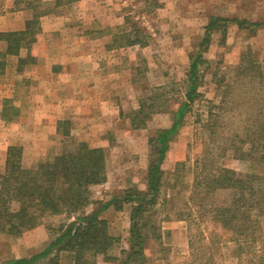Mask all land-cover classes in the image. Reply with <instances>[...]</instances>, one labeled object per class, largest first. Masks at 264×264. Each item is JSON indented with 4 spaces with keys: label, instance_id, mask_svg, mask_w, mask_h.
Masks as SVG:
<instances>
[{
    "label": "rangeland",
    "instance_id": "rangeland-1",
    "mask_svg": "<svg viewBox=\"0 0 264 264\" xmlns=\"http://www.w3.org/2000/svg\"><path fill=\"white\" fill-rule=\"evenodd\" d=\"M52 0H47L49 3ZM106 1V3H104ZM100 3L95 10L103 18L106 27L117 37L114 45L124 44L126 35L134 27L141 30L140 38L147 42L144 48L134 45L125 55L115 57L111 71L117 74L119 87L112 96L119 110V118L106 124L103 132H79L81 125L72 126L73 132L50 134L30 132L29 121L5 124L0 132V143L19 145L23 149L22 165L34 169L39 163L52 161L63 151H69L79 142L90 147L103 148L106 153V182L91 188L93 201H107L129 188L145 189V177L149 159V139L158 129L172 123V111L184 99L185 78L189 67V56L204 37L210 17L247 19L264 22V0H92ZM160 4L161 7H151ZM13 0H0V13L13 11ZM83 10L72 6L59 9L52 17H81ZM96 14V15H97ZM22 20L29 15L16 14ZM45 16V17H48ZM128 23L110 27L109 21ZM42 19V18H41ZM69 32V30H67ZM74 32V31H73ZM223 41V33H211L210 45L204 53L208 68L204 72L197 99L186 114L184 124L173 138L167 152L164 183L153 217L146 227L148 241L145 264H208L219 261L213 255L214 243L205 231L200 219V208L191 201L197 178L203 171L209 173L217 167H226L239 175L254 174L264 177V163L257 155L249 160L237 159L236 149L250 148L248 140L252 132H258L264 118V27L244 28L230 25ZM36 46V44H35ZM129 47V46H127ZM35 48V47H34ZM0 46V52L4 51ZM26 56V51H22ZM116 62V63H115ZM15 65V59L10 65ZM26 64L19 80H28ZM6 88H0L2 98H10L13 106H20L24 115H30V95L19 88L14 91V77L6 76ZM104 91L99 90L98 97ZM109 93V92H108ZM17 94V95H15ZM157 97V108L143 129H133L131 114L138 110L140 101ZM19 108V107H18ZM15 117V116H14ZM103 124V125H104ZM3 123L0 121V127ZM91 127L90 124H88ZM65 129L71 128V124ZM5 164V163H4ZM4 165L0 166V174ZM232 198L229 191H219L208 199L215 204H226ZM16 209V206H14ZM89 206L85 212L92 211ZM130 205L122 209L111 208L103 215L107 220L109 233L115 238L106 255L96 257V264H122L125 252L129 250ZM67 222L64 216H46L43 224L23 232L20 236L0 234V263L17 258H29L44 250L59 233L60 226ZM264 233V217L261 220ZM192 245V246H191ZM224 264L235 262V244L221 246ZM57 254V264H73L67 252H54L37 264H53L52 256ZM53 260V259H52Z\"/></svg>",
    "mask_w": 264,
    "mask_h": 264
},
{
    "label": "trees",
    "instance_id": "trees-1",
    "mask_svg": "<svg viewBox=\"0 0 264 264\" xmlns=\"http://www.w3.org/2000/svg\"><path fill=\"white\" fill-rule=\"evenodd\" d=\"M80 0H13V11H27L30 17L24 28L19 31L0 32V41L5 50L0 54V75L6 69V56L18 58L17 70L23 71L26 64H34L32 51L41 33V18L59 14V9L70 6ZM160 4L152 9L160 8ZM128 18L125 23H128ZM230 25L239 28L264 27V22L247 19L212 16L205 27L204 37L189 56V67L185 78L184 99L172 111V123L169 127L158 129L149 139V159L145 177V189L129 188L107 201H93L91 188L106 182V153L101 147H90L79 142L72 150L63 151L52 161L42 162L34 169L22 165L23 149L19 145H10L7 149L3 172L0 174V234L20 236L23 232L43 224L46 216H64L67 222L59 228V233L47 247L29 258L9 259L0 264H37L54 252H67L73 264H96V257L106 255L113 246L115 238L109 233L107 220L101 214L113 207L120 210L130 205L129 250L125 252L122 264H145L146 245L149 238L146 227L154 214L164 183L163 165L170 143L184 124L186 114L202 95L199 87L208 61L204 53L210 45L211 33L220 30L223 41ZM141 30L134 27L126 35V42L116 46H147L141 38ZM117 40V39H116ZM116 42V41H115ZM26 56L21 57V51ZM155 97L140 101L138 110L131 114L133 129L146 127L151 117L161 109L157 108ZM17 115V109L11 100H4L2 117L8 121ZM258 132H252L248 140L250 148L236 149V158L241 160L257 159L264 163V118ZM68 136V132L63 133ZM219 191H229L231 200L226 204H215L208 199ZM191 201L200 208V219L211 240L213 255H219V261L210 260L208 264H224L221 246L235 244V262L233 264H264V177L254 174L239 175L226 167H217L209 173L202 171L195 183ZM92 211L86 213L89 206ZM16 206V209H14ZM192 246V245H191ZM57 254L50 258L57 264ZM53 259V260H52Z\"/></svg>",
    "mask_w": 264,
    "mask_h": 264
},
{
    "label": "crops",
    "instance_id": "crops-1",
    "mask_svg": "<svg viewBox=\"0 0 264 264\" xmlns=\"http://www.w3.org/2000/svg\"><path fill=\"white\" fill-rule=\"evenodd\" d=\"M95 3L92 0H80L70 5L83 10L81 17L48 16L41 19V33L32 51L36 61L25 71L28 80L25 79L23 84H19L18 80L22 74L17 70L18 58H4L6 69L0 79L5 80L6 76H13L14 91L19 88L27 90L33 107L30 115L26 116L20 106H14L17 115L6 121L2 117L4 100L10 98H2L0 121L3 125L0 132H3L5 124L15 125L23 121H29L33 125L29 128L30 132H73L72 126L76 127L78 124L81 125L79 132H103L109 129L104 122H110L112 125L119 118L120 112L116 110L117 103L112 96L113 89L119 87L118 76L110 67L115 57L125 55L134 46L114 45L117 37L114 33L104 30L106 24L95 11L102 8V2ZM16 14L30 17L27 11L0 13V32L19 31L24 28L29 17L22 20ZM124 21L125 19L123 22L109 21V25H122ZM0 46L4 49L5 44L0 41ZM20 56L24 57L25 54L21 51ZM13 59L15 65L9 66ZM6 86L5 81H2L0 88ZM99 90L104 91L101 97L97 95ZM65 122L67 126L71 124V128L65 129ZM8 147V143H0V166L5 165ZM111 208L104 211L101 217L103 218Z\"/></svg>",
    "mask_w": 264,
    "mask_h": 264
}]
</instances>
